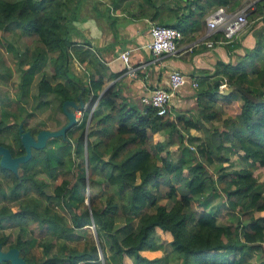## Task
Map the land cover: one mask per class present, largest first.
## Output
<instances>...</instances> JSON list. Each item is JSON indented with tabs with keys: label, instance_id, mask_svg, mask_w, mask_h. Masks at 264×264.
<instances>
[{
	"label": "trees",
	"instance_id": "obj_1",
	"mask_svg": "<svg viewBox=\"0 0 264 264\" xmlns=\"http://www.w3.org/2000/svg\"><path fill=\"white\" fill-rule=\"evenodd\" d=\"M213 1L224 7L233 0ZM247 3H254L249 15L257 18L264 0ZM81 5L82 0H0V37L16 34L37 44L19 70L20 101L8 103L12 111L0 109V135L15 129V147L1 136L0 146H10L14 155L24 153L19 121L45 111L52 99L59 100L63 114L64 102L88 101L83 120L65 138L33 149L17 173L0 165V178L10 182L7 194L19 201L0 205V225L14 221L20 229L14 242L0 231L2 248L17 247L31 264H252L255 253L263 259L264 184L254 170L264 167V42H256L254 65H228L215 82L199 83L195 118L160 116L152 106L124 97L120 79L104 91L121 73L101 63L90 43L72 41ZM140 10L145 15L150 9L140 4ZM151 10L156 16L157 7ZM198 15L199 21L203 14ZM160 21L183 34L191 27L185 17ZM74 59L88 72V82L71 72ZM45 61L53 72L42 74L34 105L26 111L22 98H29ZM9 75L5 66L0 79ZM223 83L232 88L229 93L220 92ZM236 99L242 101L238 112L220 120ZM217 120L222 123L215 125ZM175 137L178 146L168 148ZM40 174L61 181L49 193ZM0 194L6 196L2 183ZM222 210L236 214V220L221 222ZM90 225L99 247L92 235L74 243L76 231Z\"/></svg>",
	"mask_w": 264,
	"mask_h": 264
},
{
	"label": "crops",
	"instance_id": "obj_2",
	"mask_svg": "<svg viewBox=\"0 0 264 264\" xmlns=\"http://www.w3.org/2000/svg\"><path fill=\"white\" fill-rule=\"evenodd\" d=\"M170 4L174 10H181L171 16H155L151 7H155L158 2ZM250 0H233L224 6L229 12H235L246 6ZM199 3L198 8L196 4ZM140 4H144L149 10L142 15L137 13L135 8L140 9ZM112 9L116 8V13H110L112 18L109 21L107 11H98L96 15L86 17L78 16L72 25V41L76 44L84 45L90 43L92 50L97 54L98 59L111 72L121 73L115 80L106 83L104 91L113 85L118 79L121 80V91L131 103L141 106V99L150 95L154 89L168 87L169 74L173 70H179L187 76V83L181 86L172 94L169 102L171 112L185 118H192L197 115V89L192 87V82L203 81L215 82L223 75L225 66H236L241 62L255 64L252 52L255 49L257 40L264 42V21L252 19L250 25L232 42L215 43L212 47L204 44L205 41L213 38L223 41L221 31L214 32L212 37H208L206 18L219 6L213 0H109L107 4ZM241 6V7H240ZM98 7V6H97ZM96 6L93 9L96 10ZM179 7V8H178ZM200 8V9H199ZM191 12H194L191 16ZM202 13V18L198 21V14ZM186 18L191 27L184 34L183 39L178 44L176 54H163L156 56L148 48L150 42L149 22L160 24V20L165 19L168 23H177L180 18ZM198 25L199 27L195 26ZM193 44H198L192 50H187ZM130 50L129 62L135 71L131 75L125 62L120 57L121 53ZM254 56V55H253ZM258 61L256 60V64ZM76 65L78 69L84 68L78 60L74 59L70 63ZM94 72H98L97 66H91ZM85 70L83 79L77 72H71L80 77L84 82H88V72ZM83 264V263H82ZM99 264V263H95ZM103 264V263H102Z\"/></svg>",
	"mask_w": 264,
	"mask_h": 264
},
{
	"label": "rangeland",
	"instance_id": "obj_3",
	"mask_svg": "<svg viewBox=\"0 0 264 264\" xmlns=\"http://www.w3.org/2000/svg\"><path fill=\"white\" fill-rule=\"evenodd\" d=\"M74 1V0H73ZM109 4V0H82V7L79 12L80 17H86L89 15H96L98 11L100 12H105V7H108L109 12L116 13V8L115 6H112V9L107 6ZM93 6H98L96 10L93 9ZM157 12H156V17L158 16H168L174 14V9L171 7L170 4L164 5V3H161L160 1L158 2L157 5ZM135 11L137 13L142 12L139 8H135ZM1 38V37H0ZM37 44L34 43V41H29L25 37H18L16 34H11L7 38H1L0 39V71L3 72L4 67L7 66L10 69V75L8 78H6L5 81H2L0 79V109L2 110L4 107H7L8 111L13 110V106L8 107V103L11 100H18L20 101L19 98H17V92H18V83H19V70L21 66L26 65V62L31 59L33 56V51L35 49V46ZM4 65V66H3ZM74 73L77 72L78 74L81 75V77L84 79L85 78V70L84 68L76 67V65H72L71 69ZM43 71V72H42ZM48 72L52 73L53 68L49 65L48 61H45L41 68H39V72L37 73L35 77V82L32 86L31 94L28 97H23L21 101L22 105L26 109V111H30L32 105H34V97L37 95V82L41 79L42 74ZM230 89V87H229ZM231 90V89H230ZM28 99V103L25 102V100ZM52 99V98H51ZM85 102V107L82 109V113H78V121H80L82 118H84V115L86 114L85 110L88 105V101ZM242 101L240 99H236V102L229 108H224L222 111L223 115L220 120H223V118H226L227 116H230L236 112H238L239 107L241 106ZM59 106V100L52 99V102L50 106L43 112L35 113L32 118H23L20 123H24V128L31 130L35 128L36 130H42V129H48V130H57L61 126H63L66 122L65 115L59 111L58 109ZM78 111V110H77ZM91 112L89 113L86 121L88 122V119H90ZM2 117V111H0V119ZM195 118V116L193 117ZM83 120V119H82ZM81 120V121H82ZM220 120L214 121L215 125H220L222 122ZM80 121V122H81ZM14 121H10L8 124L11 125ZM79 122V123H80ZM87 124V123H86ZM87 127V125H86ZM87 131L89 128L87 127ZM17 132L15 129H6L4 133H1V137H4L5 139H8L10 145L14 148V138L16 137ZM49 141V140H48ZM178 139L175 137V140L173 142V145L167 146L168 148L172 149L174 146H178ZM60 143V141H59ZM57 141V144H59ZM87 156V153H86ZM177 158V153L173 152V159L175 160ZM214 176L216 177L217 174L214 173ZM254 176L258 179V181L262 184H264V167H259L254 170ZM40 178L48 182L49 187L47 191L49 193L52 192L53 187L58 184L61 180L60 178L52 179L46 176L45 174H40ZM0 183H2V186L4 187V190L6 192V196L4 197L3 195L0 194V205L2 204H7L9 206H15L18 204L19 201L17 199L11 197L8 192L7 186L9 185L10 182L6 181L5 179H0ZM54 210H58L60 212H63V210L56 205L53 206ZM236 214H234L231 211L228 210H222V214L220 215V221L221 222H234ZM124 223L122 221L117 223V228L122 229L124 228ZM94 225L87 226L86 228L82 230L76 231V242H79L80 240H83L86 238V235H92L94 236ZM0 231L5 232L11 237V241L14 242L16 239L17 234L20 232L19 226L14 223V221H4L0 225ZM82 242V241H81ZM167 249L160 250V254L163 256L165 254ZM257 254V257L259 258L260 255L258 256V253H255L253 257ZM256 256L252 259V264H264V258L263 259H258ZM263 261V262H262ZM250 264V263H249Z\"/></svg>",
	"mask_w": 264,
	"mask_h": 264
},
{
	"label": "built area",
	"instance_id": "obj_4",
	"mask_svg": "<svg viewBox=\"0 0 264 264\" xmlns=\"http://www.w3.org/2000/svg\"><path fill=\"white\" fill-rule=\"evenodd\" d=\"M255 10L254 3H248L246 6L240 8L235 12H229L224 7H219L213 11L206 18V25L208 29V37H212L214 32L221 31L223 34V41H217L213 38L204 42L208 47H212L215 43L219 42H232L236 40L239 35L250 25L249 13ZM258 20L264 21V3L261 12L257 16ZM150 42L147 44L148 48L156 56L163 54H176L178 52V44L183 39V32L175 27L154 24L149 22ZM198 44H193L187 50H192ZM120 57L125 62L127 69L131 75L135 74L133 67L129 62L130 50H126L121 53ZM187 76L179 70H173L169 74L168 87H159L153 90V92L144 96L141 99V104L152 106L157 111V115H165L171 112L170 98L181 86L187 83ZM192 87L198 89L199 82L193 81ZM227 84L220 85V92L227 88ZM78 113H82V110L76 111V117ZM83 119V118H82ZM81 119V120H82ZM80 120V121H81ZM79 121V122H80Z\"/></svg>",
	"mask_w": 264,
	"mask_h": 264
},
{
	"label": "water",
	"instance_id": "obj_5",
	"mask_svg": "<svg viewBox=\"0 0 264 264\" xmlns=\"http://www.w3.org/2000/svg\"><path fill=\"white\" fill-rule=\"evenodd\" d=\"M232 90V88H230ZM229 87L223 89L222 93H229L231 90ZM85 107V102L80 101L77 104L75 101H66L63 104V112L67 118V123L61 126L57 130H48L42 129L37 132L35 128L31 130L24 131L23 125L20 124L19 127V136L22 142V145L25 148V154L17 157H13L8 148L4 146H0V165L4 169L11 170L14 173L18 172V168L20 164L28 162L32 157L33 149H42L46 146L48 140L55 137H66L67 132L73 127L79 124V121L76 117V111L82 110ZM92 113V112H91ZM90 119H88L87 127L89 125ZM37 132L36 137H34V133ZM85 140H87V131L85 135ZM85 152L87 149L85 147ZM94 228V237L97 242V246L99 247V242L96 235V230ZM100 256L101 251H100ZM3 261H9L11 264H31L27 262L20 254V251L17 247H12L9 250H3L0 244V263Z\"/></svg>",
	"mask_w": 264,
	"mask_h": 264
},
{
	"label": "flooded vegetation",
	"instance_id": "obj_6",
	"mask_svg": "<svg viewBox=\"0 0 264 264\" xmlns=\"http://www.w3.org/2000/svg\"><path fill=\"white\" fill-rule=\"evenodd\" d=\"M20 124H22V123H20ZM20 124H19V126H18V130H19V127H20ZM23 125V128H24V123L22 124ZM28 129H25L24 128V131H27ZM39 130H37V132H38ZM37 132L36 133H34L33 135H34V137H36V135H37ZM10 144V143H9ZM2 146V145H1ZM4 147H6V148H8L9 150H10V152H11V155L13 156V157H17V156H21V155H23V154H25V152L24 153H22V154H20V155H14L13 153H12V151H11V149H10V146L9 147H7V146H4ZM24 150H25V148H24ZM19 151H22V150H19ZM0 179H2V178H0ZM4 179V178H3ZM6 181H9L8 179H5ZM3 250H6L5 248H2Z\"/></svg>",
	"mask_w": 264,
	"mask_h": 264
}]
</instances>
